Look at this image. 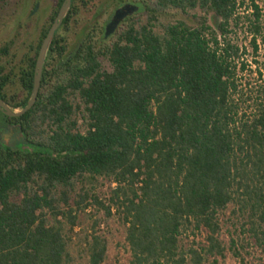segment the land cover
<instances>
[{"label":"trees","instance_id":"obj_1","mask_svg":"<svg viewBox=\"0 0 264 264\" xmlns=\"http://www.w3.org/2000/svg\"><path fill=\"white\" fill-rule=\"evenodd\" d=\"M110 1L139 7L105 38L93 13ZM262 46L264 0H72L37 101L16 119L25 141L0 153V264H104L100 228L115 216L129 264H217L230 209L264 247ZM92 208L104 216L87 231ZM189 231L206 234L200 250H184Z\"/></svg>","mask_w":264,"mask_h":264},{"label":"rangeland","instance_id":"obj_2","mask_svg":"<svg viewBox=\"0 0 264 264\" xmlns=\"http://www.w3.org/2000/svg\"><path fill=\"white\" fill-rule=\"evenodd\" d=\"M9 7L7 9H0V25L3 27V32L0 34V39H5L10 33L17 31L19 38L24 40L26 31L19 30L17 9L22 10L24 6L23 23L27 25V16L30 14V10L35 1L40 3V8L36 13V18L40 19V29L44 26L46 21L53 13L57 0H8ZM37 6L34 8L36 10ZM103 20L108 19L107 15L100 16ZM90 23L86 20L82 23L81 27H76L70 35L71 47H74L83 37L85 27ZM30 31H34V23L29 22L27 25ZM39 29V30H40ZM38 30V33H39ZM258 62L261 64L264 71V46L260 49ZM253 69L256 68L252 64ZM247 76L253 78V74L248 71ZM16 89V88H15ZM3 115L0 113V118ZM102 182V181H101ZM98 184V189L101 187ZM231 210V209H230ZM228 210L223 219V230L221 234V240L225 247L224 256L218 257L217 264H264V247L258 246L253 239H251L248 233H244L241 228V221L233 216L231 211ZM93 214V215H92ZM103 212H99L96 209H90L86 214H82L80 219L83 222V228L89 231L96 218H103ZM78 227L75 232H78ZM109 237L108 256L104 264H129L131 253L129 246L126 242V227L115 216L109 220L108 225L103 224L100 228ZM206 244V234L202 232L193 233L189 231L182 236V245L184 250L190 248L201 249ZM234 245V246H233ZM240 249V255L236 254L235 249ZM78 250L75 245L72 246V252L74 255H78ZM214 258H210V261L206 264H211Z\"/></svg>","mask_w":264,"mask_h":264},{"label":"flooded vegetation","instance_id":"obj_3","mask_svg":"<svg viewBox=\"0 0 264 264\" xmlns=\"http://www.w3.org/2000/svg\"><path fill=\"white\" fill-rule=\"evenodd\" d=\"M36 6H37L36 10H34ZM131 6L139 7L138 4L134 2L124 1L118 5L115 1H110L107 2L106 6L104 5L103 8H97V10L93 13V15H99L98 18V23L100 25L99 27L103 28L105 33L107 25L112 20L117 19V17H115L117 11L122 8L131 7ZM1 7L7 9L9 7V1L5 0L3 5L0 6V9L2 10ZM22 8L24 9V6ZM39 8H40V3L35 1L30 10V14H28L27 16L28 21L26 24L28 25L29 22L34 23L35 28L33 32L30 31L27 28L28 26L23 23L24 10L23 9L20 10V8L16 10L17 13L19 14L17 16L18 28L19 30L26 31L25 34L26 38L24 40H21L19 38V34L17 32L18 30L10 33V35H8L5 39H0V84L2 82L3 77L8 80L7 83L4 85V87H2L4 91H0V92L2 93L5 92L4 94L8 99V102L7 101L6 102L9 105H11L10 103H18L22 101L23 98L26 96V90L24 89V78H25L24 75L27 73L26 71L31 64L32 59L35 57V48L38 44L39 35L41 31L39 26L40 19L36 18V13L38 12ZM98 9L101 10L98 11ZM101 14L107 15L108 19L103 20L100 17ZM131 15H128L127 17L121 19L114 33ZM2 32H3V27L0 25V34H2ZM114 33H112L110 36H112ZM74 47H71V44H69V48L66 51V54L69 56L73 55ZM49 53H50V49L48 52V56ZM33 86H34V81H33ZM41 88H42V84H41ZM0 113L3 115V117L0 118V153H1L6 149H10L15 146L21 145L22 142L25 141V136H24V132L22 131L21 121L16 120L17 118L20 117H9L5 115L1 110Z\"/></svg>","mask_w":264,"mask_h":264},{"label":"water","instance_id":"obj_4","mask_svg":"<svg viewBox=\"0 0 264 264\" xmlns=\"http://www.w3.org/2000/svg\"><path fill=\"white\" fill-rule=\"evenodd\" d=\"M71 5H72V0H65L63 2L46 37L44 38L42 42V45H41V48L38 54V58L36 61V66H35L34 86H33L32 93L29 97V100L27 102V105L24 108H15L9 105L6 101H4L0 97V110L5 115L9 117H21L24 114H26L29 110H31L32 107L35 105L38 95H39L40 88H41L44 67H45V63L47 60L50 46L53 42L55 34L61 29V26L70 11ZM137 10H138L137 6L125 7V8L118 10L115 15L117 19L112 20L106 27L105 37H108L112 33H114L121 19L127 17L128 15H131Z\"/></svg>","mask_w":264,"mask_h":264}]
</instances>
